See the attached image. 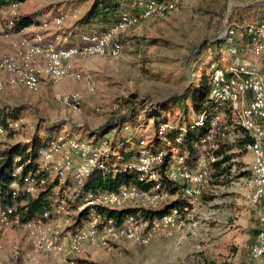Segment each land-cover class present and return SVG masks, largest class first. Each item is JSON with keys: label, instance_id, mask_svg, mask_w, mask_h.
<instances>
[{"label": "rangeland", "instance_id": "374dc122", "mask_svg": "<svg viewBox=\"0 0 264 264\" xmlns=\"http://www.w3.org/2000/svg\"><path fill=\"white\" fill-rule=\"evenodd\" d=\"M58 1L67 0H27L16 4L14 9H2L0 58L13 50L11 40L1 36L9 15L18 18L34 14L36 22ZM68 1L65 7L68 18L63 27L67 41L65 33L93 0ZM262 8L264 0H182L177 11L144 20L131 28L124 35L119 57L93 56L79 62L82 77L79 81L68 77L56 85L41 83L35 90L22 87L1 90L0 110L15 112L20 120L11 123L16 132L14 135L7 132L0 148L35 138L47 141L72 136L91 140L106 135L114 145L131 138L133 146L129 149H135L139 142L153 139L158 122L186 128L199 118L191 99L153 117L157 104L182 93L190 84L197 85L213 68L229 66L234 59L228 53L230 47H235L240 59H244L247 47L237 46L241 32L230 45L224 28L230 23L241 29L248 22H264L256 16ZM260 58L264 64V54ZM113 106L118 109L113 111ZM128 108L131 113L125 116ZM115 115H120V120L125 117L129 128L111 131V127L96 133ZM224 119L227 116H222L221 122ZM230 154L233 157L228 173L216 180L212 177L209 188L187 214L190 224L187 229L170 238L156 234L147 244L127 241L110 243L107 247L87 244L72 256V264H257L250 254L258 229L257 208L251 207L247 200L252 157L243 149H234ZM177 159L174 156L173 160ZM140 204L148 209L157 206ZM66 205L65 213L71 211L60 215L63 225L74 216V204L70 203L72 208ZM32 256L36 258L34 263L29 261ZM0 264L71 262L63 255L35 254L33 237L28 231L20 226L0 225Z\"/></svg>", "mask_w": 264, "mask_h": 264}, {"label": "built area", "instance_id": "2783aa9c", "mask_svg": "<svg viewBox=\"0 0 264 264\" xmlns=\"http://www.w3.org/2000/svg\"><path fill=\"white\" fill-rule=\"evenodd\" d=\"M182 0H148L136 15L123 14L120 21L105 33L83 37L80 42L68 45L63 36L65 18L63 16L38 17L33 24L16 29L17 16L6 18L4 31L1 36L10 39L12 52L0 58V91L17 87L35 90L41 83L48 82L56 85L66 78L81 80L79 62L93 56L117 58L122 54L125 34L140 22L163 17L177 11ZM15 5L11 6L14 9ZM48 30V31H47ZM242 30V31H241ZM241 38L248 39L247 50L255 57L264 54V22H248L241 29L233 24L224 28L228 44L233 43L238 33ZM238 36V37H240ZM228 53L234 59L226 68L215 67L210 72V99L218 104L226 105L232 112L234 123L248 137L244 146L245 152L251 154L249 166L248 204L257 208L258 229L255 241L251 246V257L257 264H264V76L250 62L240 59L235 47H230ZM89 85V83H88ZM67 100H64V103ZM117 106L112 110L116 111ZM221 114L216 115L210 123V129L205 137L196 144L197 157L192 169L182 164V158L173 160L165 169V178L173 183H182L180 194L172 195L162 189L158 168L167 154L166 150L150 151L147 142H140L138 159L126 169L137 174L139 182L150 184L149 189L136 185L123 186L117 191L90 193L73 211L71 222L64 225L60 215L66 212L63 206H58L53 216L45 213L42 218L21 224L17 219L9 220L0 217L2 226H20L33 237L34 253H49L65 256L73 263L72 256L80 253L85 245L107 247L110 243L127 241L147 244L156 234L174 237L189 227L188 212L200 200L203 192L209 188L212 178L210 163L214 158L209 152L216 148L213 137L221 123ZM205 117L200 116L197 125H202ZM12 125V124H11ZM9 125V128L12 126ZM168 126H159L155 136L165 139L164 132ZM7 130L0 126V143L4 140ZM91 140H80L76 137H58L51 140L41 150L35 177L46 173L51 180H57L66 185L70 182L68 192L76 193L82 186L83 180L89 177L97 168L103 167L105 157L113 156L110 144L106 139L94 144ZM169 145V143H167ZM172 159L177 155L176 150H170ZM22 172V167L15 169V174ZM27 193L34 195L46 180H38L28 175L23 179ZM17 189L16 183L10 186ZM186 200L191 208H175L160 218L147 220L138 214L124 217L121 222L105 218L98 210L121 211L124 209L156 210L178 198ZM141 203L157 206L148 209ZM89 210V218L81 227L73 228L75 217L83 210ZM68 213V211H67ZM65 213V214H67ZM66 232V233H65ZM35 256L29 258L34 263Z\"/></svg>", "mask_w": 264, "mask_h": 264}, {"label": "trees", "instance_id": "16d2710c", "mask_svg": "<svg viewBox=\"0 0 264 264\" xmlns=\"http://www.w3.org/2000/svg\"><path fill=\"white\" fill-rule=\"evenodd\" d=\"M27 0H0V11L15 4H22ZM148 0H93L87 11L74 23L71 30L65 33L68 38V45L76 44L85 36L99 35L105 33L109 28L116 25L123 14L136 15L141 10L142 4ZM257 18L264 19V8L256 14ZM254 16V17H256ZM35 15L19 16L15 20V28L20 29L34 23ZM245 37V36H244ZM246 38V37H245ZM75 40H79L75 43ZM210 90V73L207 77L202 76L197 85L190 84L182 93L172 95L168 99L157 104L153 117L160 111H167L177 105L187 104L192 100V109L196 115L204 116L205 120L202 125H197L198 120L190 124L186 128L181 126L168 125L167 123H156V129L159 126H168L164 132V140L154 136L148 142L146 148L150 151L166 150L167 154L159 166V180L157 183L160 187L172 195L180 194L183 184L173 183L168 181L164 176L166 167L173 162L171 151H177V158H182V164L190 169L195 165L197 157V149L195 144L205 137L210 129L211 120L218 114L227 116V119L222 120L218 125L217 131L213 137V143L216 148L209 152V156L214 158L210 163L211 178L215 180L225 176L230 167L229 163L232 160L230 154L234 149L244 150V146L248 141L245 132L234 123V117L231 110L226 105H221L213 102L209 97ZM128 107L130 102H126ZM120 109V108H119ZM130 108H128L127 113ZM7 111V110H6ZM0 110V126L4 127L11 135L15 134L13 128H9L11 123L20 120L16 117L15 112ZM125 113L124 115H129ZM123 115V116H124ZM230 116L232 119L230 120ZM115 115L110 117L103 127L99 128L96 133H102L105 129L111 131L127 129L128 123L125 117ZM101 131V132H100ZM110 132V131H109ZM106 134V133H104ZM109 134V133H107ZM52 138V137H49ZM48 138V139H49ZM100 139H106L109 142L113 156L109 155L104 158L103 167L97 168L89 177L83 180L81 188L76 193L68 192L70 182L66 185L60 184L57 180L49 179L46 173H40L35 177L33 174L36 171V164L40 155L47 144L51 141L33 139L27 143H17L5 148H0V217L6 216L9 220L17 219L21 224L37 220L43 217L45 213L52 217L54 210L58 206L72 208L70 203H73V211L84 201L90 193L98 194L100 192L117 191L123 186L136 185L142 189H149L156 182L145 184L138 181L137 174L134 171L126 169V165L138 159L140 145L138 148H131V138H124L123 143L114 145L106 135L102 138H94V144H98ZM53 140V139H52ZM98 141V142H97ZM140 143V142H139ZM169 143V145H167ZM137 145V144H136ZM245 151V150H244ZM121 163V164H120ZM22 167V172L15 174L17 167ZM32 175L37 180L44 178L46 183L34 195H31L25 190L23 179ZM16 183L17 189H12L10 186ZM73 201H72V200ZM191 208L190 204L178 195V198L171 201L156 210L143 209H124L121 211L98 210V213L105 218L115 220L117 223L128 216L138 214L141 218L152 220L160 218L169 213L175 208ZM71 211V210H70ZM68 211V212H70ZM72 211V212H73ZM89 218V210H83L74 218L75 227H81Z\"/></svg>", "mask_w": 264, "mask_h": 264}, {"label": "crops", "instance_id": "0c3cea01", "mask_svg": "<svg viewBox=\"0 0 264 264\" xmlns=\"http://www.w3.org/2000/svg\"><path fill=\"white\" fill-rule=\"evenodd\" d=\"M69 1L67 0L66 3H64V1H58V2H54V4H52V8L50 9V11H47L46 13H44L41 16L44 17H54V16H63L65 18V20L68 18L67 12L65 11V7L67 8V3ZM61 4V5H60ZM237 46H248V39L243 37V38H238L237 39ZM244 61L250 62V64L255 65L259 71L263 74L264 76V72H262V67L264 68V64L262 62L261 58H255L253 57L250 53L249 50L247 53H245L244 56ZM256 224L258 226L257 223V212H256Z\"/></svg>", "mask_w": 264, "mask_h": 264}]
</instances>
